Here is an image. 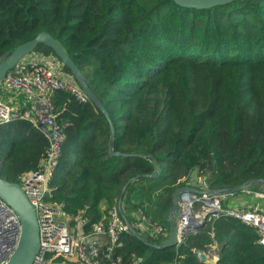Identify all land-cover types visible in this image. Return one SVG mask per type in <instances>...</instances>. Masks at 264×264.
<instances>
[{"label": "trees", "instance_id": "trees-1", "mask_svg": "<svg viewBox=\"0 0 264 264\" xmlns=\"http://www.w3.org/2000/svg\"><path fill=\"white\" fill-rule=\"evenodd\" d=\"M40 32L84 75L113 124L114 151L125 155L108 156L109 126L92 103L55 92L66 139L46 202L89 224L105 223L119 205L129 226L160 246L172 194L196 167L209 192L249 185L245 192L264 194V0L206 10L172 0H0V57ZM35 51L53 54L43 45ZM47 147L29 122L1 124L0 178L20 183L38 170ZM153 160L156 178H139L156 171ZM139 211L165 235L141 232ZM257 240L252 228L221 215L179 247L156 249L127 233L117 253L139 264H264ZM195 250L219 259L199 263Z\"/></svg>", "mask_w": 264, "mask_h": 264}, {"label": "built area", "instance_id": "built-area-1", "mask_svg": "<svg viewBox=\"0 0 264 264\" xmlns=\"http://www.w3.org/2000/svg\"><path fill=\"white\" fill-rule=\"evenodd\" d=\"M59 59L53 55L33 52L23 57L0 83V125L22 119L33 127L43 126L48 133V147L38 170L20 177L23 190L36 215L39 250L32 264H139L138 260L125 262L117 253L122 247V236L130 233L128 222L119 205L109 210L108 220L89 224L78 214L71 218L58 204L46 202L50 184L66 136L63 125L57 120L52 96L64 91L81 103L89 102L71 75L62 70ZM200 190L208 191L205 176ZM222 197L217 195L184 193L178 197V216L175 221L177 242L185 241L195 222L198 224L208 212L206 222L221 215L240 221L252 228L257 243L264 247V211L257 206L223 209ZM138 229L154 235H165V229L141 211L135 215ZM21 235L19 217L0 198V264H7L16 250ZM213 249V248H211ZM204 260L196 255L199 263L210 260L216 263L218 254L203 252ZM177 264V263H173Z\"/></svg>", "mask_w": 264, "mask_h": 264}, {"label": "water", "instance_id": "water-1", "mask_svg": "<svg viewBox=\"0 0 264 264\" xmlns=\"http://www.w3.org/2000/svg\"><path fill=\"white\" fill-rule=\"evenodd\" d=\"M175 5L181 8L196 9V10H206L214 7L225 6L232 3L235 0H172ZM39 45H43L51 49L53 54L59 59L61 64L66 67L72 78L81 88V90L87 95L89 102L94 105V107L102 113L105 120L109 126L110 139L107 144V154L109 157H121L125 156L120 152H116L113 149L115 140V130L113 124L109 118V115L104 110L101 102L97 99L94 93L90 90L85 80L84 75L74 64L67 52L61 47V45L47 32H40L32 40L17 46L12 52H6L0 57V83L3 77L14 69L16 64L25 56L35 52ZM39 129L47 134L48 131L45 127L39 126ZM153 165L156 171L151 174H146L139 176V178L154 179L160 172V166L157 161L153 160ZM202 178L198 177V167H196L190 176V183L185 186L178 187L174 190L172 194V204H171V214L169 216V236L167 240L160 246H154L146 243L129 225L128 230L130 234L135 236L138 240L144 242L146 245H150L156 249H167L176 248L181 244L177 242L175 221L178 216V197L184 193H192L196 195L209 194L217 196H232L234 194L244 192L248 189L249 185H240L231 188L228 191L215 190L212 192L200 190ZM257 183H262V181H257ZM126 186L123 188L121 195L123 194ZM0 198L11 207L14 212L19 217L21 225V235L19 244L10 257L7 264H32V261L39 250V233L38 225L36 220V215L33 207L30 205L27 197L25 196L23 190L16 183H10L6 180L0 178ZM120 204V200H119ZM212 212L206 213L203 220L198 224L195 222L194 227L190 231H195L199 227L206 223L207 218L212 215ZM195 255L199 254L204 260V255L201 250H195Z\"/></svg>", "mask_w": 264, "mask_h": 264}, {"label": "crops", "instance_id": "crops-1", "mask_svg": "<svg viewBox=\"0 0 264 264\" xmlns=\"http://www.w3.org/2000/svg\"><path fill=\"white\" fill-rule=\"evenodd\" d=\"M190 183V182H189ZM254 196L255 199L258 200V203L261 204L260 206L255 202V204H251L250 201L247 200V197H251ZM232 198L237 197V199H240V201L238 203L235 204V206L232 207H227L226 208L228 210L230 209H235V208H240V207H247L250 205H255L257 206L259 209H261L262 211H264V194H260V193H251V192H242L241 194L237 195V196H231ZM223 204V202H222ZM224 205V204H223Z\"/></svg>", "mask_w": 264, "mask_h": 264}, {"label": "rangeland", "instance_id": "rangeland-1", "mask_svg": "<svg viewBox=\"0 0 264 264\" xmlns=\"http://www.w3.org/2000/svg\"><path fill=\"white\" fill-rule=\"evenodd\" d=\"M247 200L250 201L251 204H255V202H256L259 206L261 205L258 203V200L255 199L254 196L247 197ZM239 201H240V199H237V197H234V198H232L231 196H223L222 197V202L224 205L227 204V207L235 206V204L238 203ZM250 206H253V205H250ZM250 206H247V207H250Z\"/></svg>", "mask_w": 264, "mask_h": 264}]
</instances>
